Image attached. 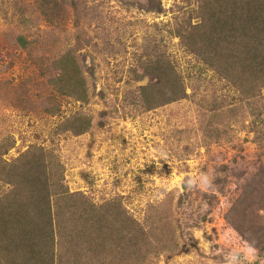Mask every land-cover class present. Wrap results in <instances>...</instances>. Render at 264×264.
Instances as JSON below:
<instances>
[{"label":"rangeland","instance_id":"374dc122","mask_svg":"<svg viewBox=\"0 0 264 264\" xmlns=\"http://www.w3.org/2000/svg\"><path fill=\"white\" fill-rule=\"evenodd\" d=\"M148 1L0 0V198L14 188L10 165L44 157L53 185L118 203L103 264L112 249L119 264H225L246 244L256 255L242 264H264V132L176 32L208 0H156L159 11ZM200 173L215 176L212 191L183 183ZM53 235V262L66 264L75 241Z\"/></svg>","mask_w":264,"mask_h":264},{"label":"trees","instance_id":"16d2710c","mask_svg":"<svg viewBox=\"0 0 264 264\" xmlns=\"http://www.w3.org/2000/svg\"><path fill=\"white\" fill-rule=\"evenodd\" d=\"M159 3L149 0V9L159 11ZM204 5L198 23L188 30L192 24L187 20L176 32L198 53L199 72L225 73L236 93L232 99L246 101L250 125L259 135L264 132V111L258 107L262 97L255 90L264 87V0H208ZM20 165L19 170L13 164L8 172L4 170L14 188L0 198V264H54L53 233L57 231L65 241H75L66 264H88L90 254L96 257L94 264H103L106 235L122 228L119 220L109 219L118 203L95 206L68 193L61 182L54 186L53 177L46 175L49 171L54 175V170L44 157L26 156ZM51 205L64 207L67 219L80 221L78 227L85 231L88 226L90 236L85 239L75 226L62 225ZM109 252L115 258L112 263L119 264L118 251Z\"/></svg>","mask_w":264,"mask_h":264},{"label":"clouds","instance_id":"9594fccd","mask_svg":"<svg viewBox=\"0 0 264 264\" xmlns=\"http://www.w3.org/2000/svg\"><path fill=\"white\" fill-rule=\"evenodd\" d=\"M161 158L167 159V154L163 151L159 152ZM214 180L215 176L208 173H200L198 176L189 177L183 183L186 184L188 188H199L202 191H212L214 189ZM168 190H171L172 187H179V183H173L170 186H167ZM160 199H163V195L160 196ZM256 255V249L250 245L246 244L241 249H233L230 251L224 258L225 264H242L241 256L245 259L251 261Z\"/></svg>","mask_w":264,"mask_h":264}]
</instances>
